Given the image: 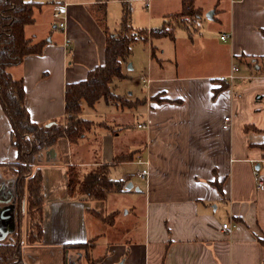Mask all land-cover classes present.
I'll use <instances>...</instances> for the list:
<instances>
[{"label":"crops","instance_id":"obj_1","mask_svg":"<svg viewBox=\"0 0 264 264\" xmlns=\"http://www.w3.org/2000/svg\"><path fill=\"white\" fill-rule=\"evenodd\" d=\"M31 1L39 5L24 34L46 42L10 73L22 80L33 122L64 124L65 88L103 64L105 31L117 29L123 0ZM128 2L132 27L147 34L136 39L148 47L138 95L122 94L116 82L112 91L126 102H83L80 116L90 127L36 155L31 170L40 171L43 190L37 241H28L27 199L20 200L9 165L17 149L0 104V194L9 191L0 202V236L9 231L0 241L18 232L24 264H264V188L256 187L257 178L264 182V0ZM185 5L193 15L180 16ZM156 28L171 36L151 38ZM130 55L122 67L138 68ZM68 165L81 176L106 165L109 188L98 197L70 193ZM10 205L8 224L2 217ZM87 240L88 258L83 248L64 247Z\"/></svg>","mask_w":264,"mask_h":264},{"label":"trees","instance_id":"obj_2","mask_svg":"<svg viewBox=\"0 0 264 264\" xmlns=\"http://www.w3.org/2000/svg\"><path fill=\"white\" fill-rule=\"evenodd\" d=\"M38 5L31 0H0V104L9 120L12 143L17 149V160L9 165L17 175L15 184L17 194L21 196L26 191L25 211L28 217L30 242L40 240L41 236L43 204L41 174L39 170H35L33 180H22L21 176L31 171L35 157L41 150L52 147L61 137L75 142L90 127V121L80 116L83 102L88 107H93L102 98L113 101L123 99L126 102L122 97L119 99L120 96L112 90L116 80L126 77L122 65L131 53L132 43L137 37L147 38L144 30L137 31L132 27L130 5L128 0H123L117 29L112 32L105 31L103 64L89 71L84 80L70 83L65 88V123L38 124L30 119L25 107V91L21 78H15L10 73V68L18 65L26 55L41 53L46 42L45 39L35 40L24 34L25 26L33 22V10ZM187 10L189 9L185 5L184 11ZM149 33L151 38H158L171 36L172 32L156 28ZM258 145L264 159V140ZM99 169L103 170L89 171L81 176L75 165H68L66 172L69 192L76 191L78 194L95 197L104 194L111 180L105 175L106 165L100 166ZM19 217L20 215L17 216ZM259 241L264 246V237L259 238ZM88 245L87 240L67 243L64 247L83 248L86 252ZM86 257L88 258L87 252ZM0 264H24L18 232L0 241Z\"/></svg>","mask_w":264,"mask_h":264},{"label":"rangeland","instance_id":"obj_3","mask_svg":"<svg viewBox=\"0 0 264 264\" xmlns=\"http://www.w3.org/2000/svg\"><path fill=\"white\" fill-rule=\"evenodd\" d=\"M193 14H194V11L192 9L188 10L187 12L183 10V12L180 14V16H188V15H193ZM137 31H139V30H137ZM147 48L148 47L146 45V42H144L142 40H135L132 43L131 52L136 53V60L137 61L139 60L141 62V64L138 65V68L131 69L130 65H129L131 62H128L126 65V68L122 67V71L126 75H130L131 78L128 77V78L116 80L117 84L120 83L119 88H120L121 93L126 95V96H128L131 93V91L133 92V94H130L131 97L138 95L139 88L141 87V74L144 71L143 67L145 65V54H146ZM130 57H131V55H130ZM136 84L138 86L137 88L134 87ZM92 167H93L92 170L101 172L100 169L98 168V166H95V167L92 166ZM10 173H11V175L13 174L15 177H17L14 170H11ZM34 177H35V170H33V169L28 174H26L25 176L24 175L21 176L22 180H27V179L33 180ZM101 178H102V176H101ZM101 189L103 190L102 186H101ZM3 192H5V193H3ZM8 194H9L8 190L1 189L0 202H5L7 200V198H3V197H5L6 195L8 196ZM90 198H92V197H90ZM25 199H26V191L23 192L22 198L20 200L23 201ZM117 204H118L119 208H122L124 210L128 209L122 205V202H117ZM98 205H100L102 208L105 206L107 207V206H109V201H106V202L103 201V202L99 203ZM105 219L108 220L109 215H106ZM24 227H25V225H24V220H23V227H22L23 231H24ZM88 244L91 245L92 242L89 241ZM83 264H85V263H83Z\"/></svg>","mask_w":264,"mask_h":264},{"label":"built area","instance_id":"obj_4","mask_svg":"<svg viewBox=\"0 0 264 264\" xmlns=\"http://www.w3.org/2000/svg\"><path fill=\"white\" fill-rule=\"evenodd\" d=\"M53 16L55 17V18H61V13L59 12V11H55L54 13H53ZM58 26L59 27H63L64 26V20H61V21H59L58 22ZM220 38L221 39H225L226 38V35L225 34H222L221 36H220ZM235 70H237V68L236 67H233V71H235ZM233 77V74H228V75H225V76H221L219 79L220 80H222V81H226L227 79H229V78H232ZM228 116H225L224 117V121H225V123L223 124V127H227L228 126ZM139 127H145L146 125L145 124H139L138 125ZM139 176H141V177H144L146 174H147V169H142V170H140L138 173H137ZM256 187L258 188V189H262V188H264V182L261 180V179H258L257 178V184H256ZM232 224H230L229 222H226V223H223L222 225H221V228H222V230L224 231V232H226V233H229V232H231L232 231Z\"/></svg>","mask_w":264,"mask_h":264},{"label":"water","instance_id":"obj_5","mask_svg":"<svg viewBox=\"0 0 264 264\" xmlns=\"http://www.w3.org/2000/svg\"><path fill=\"white\" fill-rule=\"evenodd\" d=\"M206 17H211V12H209V13H207L206 14ZM130 65V64H129ZM130 67H131V65H130ZM257 167V166H256ZM131 187V184H128L127 186H126V188H130ZM3 209H6L5 210V213L3 214V217H2V220L4 221L6 218H7V220H9L8 221V224H11V222H10V218H11V215L9 214V212L13 209V206L12 205H10V206H5ZM2 212V211H1ZM1 214V213H0ZM4 217H6L5 219H4ZM1 218V217H0ZM9 231V229L8 228H5V230L3 231V233H2V235L0 236V239L1 238H3V237H5V235H6V233Z\"/></svg>","mask_w":264,"mask_h":264}]
</instances>
